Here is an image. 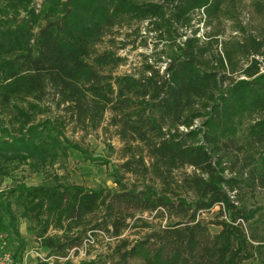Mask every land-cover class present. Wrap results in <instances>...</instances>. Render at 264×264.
Wrapping results in <instances>:
<instances>
[{
	"label": "trees",
	"instance_id": "obj_1",
	"mask_svg": "<svg viewBox=\"0 0 264 264\" xmlns=\"http://www.w3.org/2000/svg\"><path fill=\"white\" fill-rule=\"evenodd\" d=\"M35 2L0 0V178L53 169L82 149L66 128L108 120L124 144L119 171L141 182L103 192L55 176L0 191V233L18 237L14 262L25 249L21 208L53 264H74L94 244L107 250L78 264H264V73L253 59L233 80L231 52L207 56L197 31L184 32L224 1ZM144 24L164 48L136 73L114 74L127 60L116 34ZM252 43L260 55L262 42ZM216 207L213 233L201 214ZM132 228L147 232L131 240Z\"/></svg>",
	"mask_w": 264,
	"mask_h": 264
},
{
	"label": "rangeland",
	"instance_id": "obj_2",
	"mask_svg": "<svg viewBox=\"0 0 264 264\" xmlns=\"http://www.w3.org/2000/svg\"><path fill=\"white\" fill-rule=\"evenodd\" d=\"M143 1H159V0H136ZM219 10L214 13V18H207L201 12H197L192 21V30L184 31L187 36H192V31H197V37L200 38V44H204L207 56L211 54H221L228 51L231 52V63L227 64L226 74L233 80L243 79L242 73L244 69L251 66L253 59L257 61L261 73H264V0H223ZM11 3L15 4L13 1ZM42 0H36L39 5ZM8 3V6L12 5ZM34 4V5H36ZM24 5H18L23 9ZM21 17L25 16V12L21 10ZM145 25L139 32H132L130 29H121L116 34L115 47L119 49V53L127 60L119 66L114 74L136 73L141 62L146 58L155 59L165 46L164 41H159L154 33L149 32ZM186 36V37H187ZM184 37V39L186 38ZM257 38L258 42H262L261 54H254L252 40ZM260 40V41H259ZM102 48L104 45H101ZM100 46V47H101ZM166 64H162L164 70ZM44 116L36 119L35 123L41 122ZM67 139L77 142L82 149L72 148L69 157L65 162L58 163L53 169L43 171L42 173L34 172L29 166H22L15 172L11 173L4 179L0 178V191L16 187L19 184H25L27 187H37L42 184L49 185L50 182L59 177L60 182L69 183L75 186H83L92 190L103 192H118L122 190V185L133 184L137 181L129 174H124L118 169V165L125 161L122 149L123 142L115 132V127L108 124L106 120L100 127L88 132L73 131L72 126L64 131ZM264 195V194H263ZM260 194L257 198L259 203H264V197ZM19 217L17 224L20 233V239L25 244L22 260H17L14 264H53L54 257H47V252L40 250L39 242L34 237L31 230V223L20 217L22 209H17ZM220 209L218 207L211 211L203 212L201 217L204 218L213 233L220 230L215 223L221 220L219 216ZM146 218L150 216L144 215ZM151 219V218H150ZM154 222L160 223L158 220ZM163 220L161 225H165ZM52 232H58L57 230ZM147 229L132 228L125 234L131 240L143 236ZM7 233H0V240L7 251L12 255L18 248L17 238L13 235L7 241ZM6 239V241H5ZM109 239H104V242ZM106 247L102 244H94L88 249V252L81 251L78 255H72L71 261L78 264L83 259L93 258L98 251H106ZM14 257V256H13ZM62 259L60 264H64ZM242 264H260L258 260H248Z\"/></svg>",
	"mask_w": 264,
	"mask_h": 264
},
{
	"label": "built area",
	"instance_id": "obj_3",
	"mask_svg": "<svg viewBox=\"0 0 264 264\" xmlns=\"http://www.w3.org/2000/svg\"><path fill=\"white\" fill-rule=\"evenodd\" d=\"M0 264H14L13 255L6 250L4 244H0Z\"/></svg>",
	"mask_w": 264,
	"mask_h": 264
}]
</instances>
